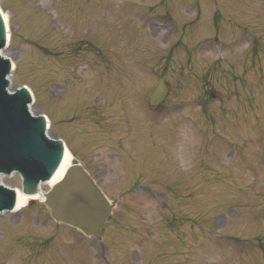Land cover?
I'll use <instances>...</instances> for the list:
<instances>
[{
    "label": "rangeland",
    "instance_id": "obj_1",
    "mask_svg": "<svg viewBox=\"0 0 264 264\" xmlns=\"http://www.w3.org/2000/svg\"><path fill=\"white\" fill-rule=\"evenodd\" d=\"M0 11L12 88L31 91L30 110L115 203L105 255L43 204L0 214V264H264V0H0ZM110 44L118 56L137 47L143 67L131 53L129 74L96 90ZM1 183L21 190L16 175Z\"/></svg>",
    "mask_w": 264,
    "mask_h": 264
},
{
    "label": "water",
    "instance_id": "obj_2",
    "mask_svg": "<svg viewBox=\"0 0 264 264\" xmlns=\"http://www.w3.org/2000/svg\"><path fill=\"white\" fill-rule=\"evenodd\" d=\"M4 24L0 13V178L19 176L22 194L32 196L57 171L65 148L59 139L49 137L44 117L31 114V93L25 88L9 92L11 63L1 55L7 44ZM166 93L160 81L149 105L158 106ZM15 203L14 189L0 184V214L12 212ZM44 206L56 223L97 239L112 211L104 194L76 160L45 195Z\"/></svg>",
    "mask_w": 264,
    "mask_h": 264
},
{
    "label": "flooded vegetation",
    "instance_id": "obj_3",
    "mask_svg": "<svg viewBox=\"0 0 264 264\" xmlns=\"http://www.w3.org/2000/svg\"><path fill=\"white\" fill-rule=\"evenodd\" d=\"M115 49H116V47H115ZM115 49L112 47L111 44L109 46L105 45V49L102 51V57H101L102 60L99 61L98 63H95L96 67H97V70H94V75L101 74L100 79H102V80H100L102 87L100 86V89H96V90H109V86H112V85L110 84L111 81L108 80L109 79L108 76H111L112 73H115V74L121 76L120 80H122L124 77L127 76V74H129V71H128L129 64H127V63H129V55L131 53L137 55L136 59L132 60V65H133L135 74H137L136 69H140V71H141V68L143 67V64H142L143 61L141 60V56L139 54L140 52H139V49L137 47H134L132 49V51L129 52V53H126V51L124 50L125 52H124L123 56L120 53H119V56L116 55L115 51H114ZM118 49H120V48H118ZM118 59H122V61L116 62V60H118ZM124 59H125V61H124ZM72 61H74V60H72ZM76 63H78V60L75 61L74 66H76ZM62 76H64V73H62ZM69 78H70V80H69ZM69 78L65 77L62 80L64 82L67 81V83L69 81V83H70L69 86H72L71 90H78L76 87L79 86V82H78L79 80L78 79H74V81H73L72 77H69ZM160 80H162V79L160 78ZM163 83L166 86V90H167L166 97H167L168 94H169V89L167 88L166 83L165 82H163ZM66 84H63V86H64L63 88H66V90H69L70 87L65 86ZM115 87H116L117 90L124 89L120 85V82H118V81H116ZM111 90H112V88H111ZM166 97H165L164 101L166 100ZM147 103H148V100H147ZM160 105L158 107H150V106H148V107H150V109H156L158 111ZM105 229H106V227L102 231L103 242L101 244H99L100 248H99L98 252H106V251H104L105 249H101V247H105L104 245H106L105 233H104ZM88 239H91L94 242H96V240L93 239V238H88Z\"/></svg>",
    "mask_w": 264,
    "mask_h": 264
},
{
    "label": "bare ground",
    "instance_id": "obj_4",
    "mask_svg": "<svg viewBox=\"0 0 264 264\" xmlns=\"http://www.w3.org/2000/svg\"><path fill=\"white\" fill-rule=\"evenodd\" d=\"M2 17H3L4 23H5V27H6L7 40H9L8 19H7V17L4 14H2ZM2 55L4 57H6L4 54H2ZM10 62H11V67L14 70L15 69L14 62H12L11 60H10ZM8 79L10 80L11 76ZM9 92H11V90H9ZM30 93H31V91H30ZM31 96L33 98L32 93H31ZM30 112H31V114L33 116H36V114H34L31 110H30ZM47 123H48V121H47ZM47 133L49 135V132H47ZM49 137H50V135H49ZM73 161H74V156L69 151V149L66 148V152L64 154V158H63L59 168L54 173V175L52 176L51 179H49L48 181H46L44 183H41L39 185L38 192L35 195L26 196V195H23L20 190L15 189L16 203H15V209L12 212V214L22 211L31 202H36L37 204H43L44 201H45V195L47 194L46 191L51 190L55 185H57L63 179L66 171L72 165ZM1 179L2 178H0V184H1Z\"/></svg>",
    "mask_w": 264,
    "mask_h": 264
}]
</instances>
